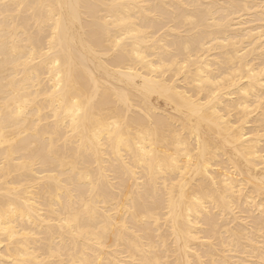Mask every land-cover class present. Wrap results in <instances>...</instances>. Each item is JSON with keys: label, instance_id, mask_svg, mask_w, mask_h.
I'll use <instances>...</instances> for the list:
<instances>
[{"label": "bare ground", "instance_id": "6f19581e", "mask_svg": "<svg viewBox=\"0 0 264 264\" xmlns=\"http://www.w3.org/2000/svg\"><path fill=\"white\" fill-rule=\"evenodd\" d=\"M264 0H0V264H262Z\"/></svg>", "mask_w": 264, "mask_h": 264}, {"label": "snow or ice", "instance_id": "6c2138e0", "mask_svg": "<svg viewBox=\"0 0 264 264\" xmlns=\"http://www.w3.org/2000/svg\"><path fill=\"white\" fill-rule=\"evenodd\" d=\"M262 264H264V262H262Z\"/></svg>", "mask_w": 264, "mask_h": 264}]
</instances>
